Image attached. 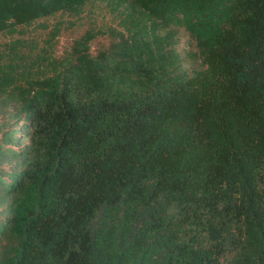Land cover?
<instances>
[{
	"label": "trees",
	"instance_id": "trees-1",
	"mask_svg": "<svg viewBox=\"0 0 264 264\" xmlns=\"http://www.w3.org/2000/svg\"><path fill=\"white\" fill-rule=\"evenodd\" d=\"M0 35V264H264V0H0Z\"/></svg>",
	"mask_w": 264,
	"mask_h": 264
},
{
	"label": "rangeland",
	"instance_id": "rangeland-1",
	"mask_svg": "<svg viewBox=\"0 0 264 264\" xmlns=\"http://www.w3.org/2000/svg\"><path fill=\"white\" fill-rule=\"evenodd\" d=\"M81 30L78 29H67L59 37V52H62L64 49L68 48L72 43L74 37L80 35ZM4 39V36L0 35V41ZM103 37L96 38L92 43V48H96L100 42H104Z\"/></svg>",
	"mask_w": 264,
	"mask_h": 264
}]
</instances>
